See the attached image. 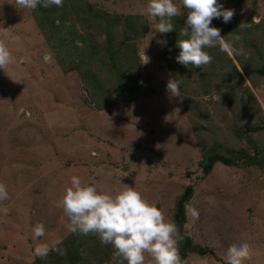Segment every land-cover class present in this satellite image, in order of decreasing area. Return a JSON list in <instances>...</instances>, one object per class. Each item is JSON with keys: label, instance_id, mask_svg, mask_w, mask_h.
Listing matches in <instances>:
<instances>
[{"label": "rangeland", "instance_id": "1", "mask_svg": "<svg viewBox=\"0 0 264 264\" xmlns=\"http://www.w3.org/2000/svg\"><path fill=\"white\" fill-rule=\"evenodd\" d=\"M85 1L111 14L131 16L129 30L124 22L114 30L115 43H125L131 53L122 68L133 89L130 102L118 86L119 75L100 70L98 62L110 58L103 49L107 36L91 15L83 21L71 9L56 8L43 19L36 12L39 7L21 9L15 0H0V40L13 57L6 72L0 69V183L9 193L0 201V209H8L6 216L0 212V264H37L38 244L51 246L73 233L68 217L55 207L72 176L112 194L135 187L171 222L177 198L193 186L188 204L200 216L193 222L187 215L180 234L213 252L190 251L182 264H225L228 247L243 242L253 252L246 264H264V75L254 70L264 65V0H218L234 10L231 22L219 20L226 42L240 37L234 43L244 55L231 57L241 76L234 75L230 56L219 47L205 49L213 57L209 65L186 68L171 51L175 42L157 43L182 37L186 9L177 16L182 17L180 26L172 20L175 30L159 34L150 27L158 20L146 14L148 0H80L77 5L84 7ZM175 3L180 6L179 0ZM211 26L217 27L213 22ZM90 49L98 59L88 56ZM142 49L150 57L147 65L140 64L137 53ZM77 56L90 61L97 86L71 64ZM169 79L179 82V96L166 91ZM227 81L231 84L222 88ZM254 144L262 148L258 162L219 161L204 175L201 161L207 150L217 148L226 155L241 150L253 156ZM37 223L45 225L46 234L33 239ZM79 236L87 241L86 249L80 248L84 259L115 264L111 245H102L93 234Z\"/></svg>", "mask_w": 264, "mask_h": 264}, {"label": "clouds", "instance_id": "2", "mask_svg": "<svg viewBox=\"0 0 264 264\" xmlns=\"http://www.w3.org/2000/svg\"><path fill=\"white\" fill-rule=\"evenodd\" d=\"M63 3L64 0H15L14 4L17 8L35 10L37 7H63ZM179 3L178 7L175 0H148L146 5V14L158 20L150 27L159 34L175 30L173 18L181 15L182 9L187 10L185 26L180 30V35L188 38L177 41L176 46L180 49L177 63L186 68H203L213 59L205 49L216 47L230 57L244 55L242 49L235 47L234 42L240 39L239 36L234 37L233 42H226L221 29L211 26L214 19L231 22L234 10L224 8L218 0H179ZM157 43L166 45L167 41L157 39ZM145 49L137 53L143 65L150 62ZM12 63L8 45L0 40V69L6 72ZM166 91L170 96H179V82L169 79ZM8 198L7 186L0 183V201ZM55 207L62 209L68 217L70 232L93 234L98 236L102 245H111L115 264H146L147 257L151 258L149 264H182L179 254L182 237L178 226L166 220L163 211L150 204L135 187L127 185L124 190L112 194L92 185H84L78 176H72L70 186L55 202ZM0 212L6 216L8 209L2 208ZM185 212L193 222L199 219L198 209L190 204L185 205ZM45 234V225L37 223L33 228V239ZM62 243L57 240L51 246L38 244L34 254L41 258H46L53 251L63 255L64 250L59 246ZM252 254L247 242L232 244L226 251L225 264H246Z\"/></svg>", "mask_w": 264, "mask_h": 264}, {"label": "trees", "instance_id": "3", "mask_svg": "<svg viewBox=\"0 0 264 264\" xmlns=\"http://www.w3.org/2000/svg\"><path fill=\"white\" fill-rule=\"evenodd\" d=\"M78 1L80 0H71L70 4H67V5L64 4L63 7H56V6H52L49 8L39 7V9L38 8L36 9V12L39 15L41 14L42 18L45 19L46 16L50 17L56 8L65 9V11L67 12L68 11L70 12V9H71L72 12L80 18V20H83V21L89 20L88 19L89 17L87 15L89 16L91 15V17L94 19L96 23L101 24V26L104 27V31L107 36L106 46L103 49L107 50L106 52L107 54H109L110 58H109V61H107L106 63L104 61L98 62L100 70L108 68V70L110 71L111 70L115 71L120 77V79H118L119 80L118 86L122 89L124 93L123 97L129 102L132 101L134 99L133 89H132V86L129 87L127 85V78H126V76H128V72L125 73L124 70L122 69L131 60V57L129 58V56H131V53H130V50L127 49V46L125 43L116 44L115 37H114V30H116L117 26L120 25L121 23L124 22L123 24L126 26L127 30H129L128 28H130L132 24H134L133 21L131 20V16L122 17L118 14H111L109 12L99 10L96 7H94L93 4L87 1H85L84 7H82V6H79L80 4L77 5ZM181 18L182 17L173 18V22H175V25L180 26L182 24V20H180ZM55 19L56 17L54 18V23H55ZM212 22L217 26V28H221V30H225V27L221 26V21L219 19H214ZM43 25L44 23L41 22V27L44 30ZM228 26L233 28L234 24L230 23ZM46 28H47V25H46ZM71 28L72 27L70 26L67 28L68 32L69 31L73 32ZM167 35L169 36V34ZM244 38L246 40H249L248 39L249 37H244ZM179 39H187V38L182 36V37H178L177 39L173 41L172 39L167 37L168 46L172 45L171 43L175 42L174 47L171 49L173 53L179 54L180 52V49L176 46L177 41ZM73 41H70L69 44H74ZM249 44H251L253 47L256 48L257 53H260L261 48H259L257 44L253 43L252 41H250ZM125 50H128V51H125ZM88 52H89L88 56H90L91 59H98V55L95 49H90ZM236 58L237 60H239L238 57ZM229 59L236 69V71H234L236 72V74L234 73V75L241 76L242 72L240 71V69L237 68L236 61L233 60V57H230ZM59 60L63 65L64 59L62 60L60 58ZM70 61H71V64L73 65L75 64V68L79 70V72L82 75V78L86 82L87 81L88 83L91 82V84L97 86V81L99 78L96 74L97 72L92 69V65L90 64V61L88 59H86L83 56H77V57H72ZM216 61L222 63L223 59L222 57H216ZM239 63L241 66L242 65L244 66V63L243 62L241 63L240 60H239ZM243 68L245 71H247V67L244 66ZM254 70L257 73L264 75V65L260 64L256 66ZM229 82L230 81H227L226 83H224L222 88L223 87L228 88V86L231 84ZM228 94L229 92L225 93L226 96H228ZM257 129L258 127L248 126V130L250 131H255ZM254 145H255V151L257 155H253V156L249 154L248 152L241 151V150L232 149L230 155L221 153L217 148L212 149V150H207L203 154V159L201 161V167H202V171L204 175H208L212 171L215 164L219 161L223 162L226 165H235L237 164V162H240V160L241 159L243 160L244 158L248 160L253 159L254 162H258L259 159L257 157H258V154L262 152V148L257 144H254ZM193 192H194V187L187 186L185 190L183 191V193L179 195L176 201L175 212H174V223L178 226L180 232L187 220V214L185 212V205L189 203L193 195ZM180 235L182 237V240L179 243V254H180L181 262L185 260V258L188 255V252L190 251H197L201 255H204L208 252H213L211 248L209 247H204V246H201L200 244L194 243L190 236H187V235L185 236L182 234ZM78 237L80 236H79V233L77 232V233H72L68 238L63 240V243L59 245L64 250L63 255H60L54 251L50 252L46 258H41V257L38 258L37 264H91V261H92L91 259H89L88 261V259H84V257L81 255L82 251L80 250V248L83 246V248L86 249L85 246H86L87 241L85 239V236L82 238V240H78L77 239Z\"/></svg>", "mask_w": 264, "mask_h": 264}]
</instances>
